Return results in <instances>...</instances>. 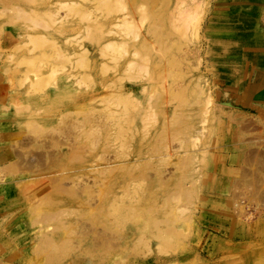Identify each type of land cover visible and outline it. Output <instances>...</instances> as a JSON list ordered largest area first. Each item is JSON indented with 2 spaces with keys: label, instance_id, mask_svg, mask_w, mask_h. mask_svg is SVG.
<instances>
[{
  "label": "rangeland",
  "instance_id": "rangeland-1",
  "mask_svg": "<svg viewBox=\"0 0 264 264\" xmlns=\"http://www.w3.org/2000/svg\"><path fill=\"white\" fill-rule=\"evenodd\" d=\"M222 3L0 0V264H264V60L216 58Z\"/></svg>",
  "mask_w": 264,
  "mask_h": 264
},
{
  "label": "crops",
  "instance_id": "crops-1",
  "mask_svg": "<svg viewBox=\"0 0 264 264\" xmlns=\"http://www.w3.org/2000/svg\"><path fill=\"white\" fill-rule=\"evenodd\" d=\"M220 10L212 14L209 29L216 32V58L219 60H248L251 57L256 60H264V0H222ZM241 5L240 10L238 6ZM232 4V5H231ZM247 49H261L258 52H247ZM238 50V52H236ZM238 54V55H236ZM242 93L248 100L262 102L264 104V78L251 75L242 81ZM262 106H255L258 112H262ZM264 112V110H263ZM253 252H257L256 249ZM253 256V254H252Z\"/></svg>",
  "mask_w": 264,
  "mask_h": 264
},
{
  "label": "bare ground",
  "instance_id": "bare-ground-1",
  "mask_svg": "<svg viewBox=\"0 0 264 264\" xmlns=\"http://www.w3.org/2000/svg\"><path fill=\"white\" fill-rule=\"evenodd\" d=\"M33 8H34V7H33ZM237 8H239V7H237ZM22 9H23V12H24V9H25V8H22ZM108 9L111 10V8H108ZM107 11H108V10H107ZM25 12H26V11H25ZM178 124H179V123H178ZM180 124H181V123H180ZM245 125H246V124H245ZM248 125H251V124H248ZM252 125H253V124H252ZM245 127H246V126H245ZM252 151H253V153H252V155H253L254 152L257 151V150H252ZM248 152H249V151H248ZM248 152H247V153H248ZM258 152H259V151H258ZM258 152H257V153H258ZM249 155H251V154L249 153ZM249 155H248V157L250 158L251 156H249ZM255 155H256V153H255ZM258 155H259V154H258ZM261 155H262V153H261ZM254 157H255V156H254ZM257 157H258V156H257ZM257 157H256V158H257ZM262 157H263V156H262ZM78 158H79V157H78ZM259 158H260V157H259ZM249 160H252V158L249 159ZM257 161H258V160H257ZM250 162H251V161H250ZM252 162H253V161H252ZM261 162H262V161H261ZM263 163H264V162H263ZM255 165H256V164H255ZM129 169H130V168H129ZM134 170H135V169H134ZM245 171L247 172V170H245ZM255 171H256V170H255ZM259 171H260V169H259ZM262 171H263V170H262ZM130 173H131V172H130ZM253 173L260 174L259 172H253ZM261 173H263V172H261ZM263 174H264V173H263ZM110 176H111V175H110ZM112 176H113V175H112ZM245 176H246V175H245ZM252 176H253V175H252ZM253 177H254V176H253ZM257 177L260 178L258 175H257ZM112 178H113V177H112ZM254 178H255V177H254ZM258 178H257V179H258ZM262 179H264V178L262 177ZM254 180H255V179H254ZM254 180H253V181H254ZM258 180L260 181L261 179H258ZM258 180H256V182H257ZM107 181H108V180H107ZM113 181H114V179H113ZM253 181H251V182H252L251 184H253ZM108 182H109V181H108ZM244 182H245V181H244ZM246 183H247V182H246ZM258 184H259V182H258ZM258 184L256 183V186L252 185V187L254 186L255 188L253 189L254 192H252V196H251V197H252V199H253V195H254V193H255V197H258V199L261 200V198H264V188H263V186L261 187V184H260L259 187H257ZM263 184H264V182H263ZM247 185H249V184H247ZM247 185H246L245 183H243V186L246 187ZM36 186H37V185H36ZM54 190H55V189H54ZM253 190H252V191H253ZM48 191H49V190H48ZM48 193H49V192H48ZM56 194H57V193H56ZM105 195H106V194H105ZM115 197H117V199H118V196H117V195H116ZM119 197H121V195H120ZM255 197H254V198H255ZM50 199H51V197H50ZM258 199L255 198L254 200H258ZM104 200H105V199H104ZM116 201L118 202V200H114V203H115ZM262 201H263V199H262ZM52 202H53V201H51V203H52ZM121 202H122V201H121ZM253 202H254V201H253ZM114 203H112V201H111V205H113V206H111V207L109 206V208H113V210H112V211H113V214H114V212H115V214H118V215H119V213L121 212V209L119 208V206L117 207V205H121L122 203H120V204L117 203V205L114 204ZM260 203H261V202H260ZM106 205H107V204H106ZM263 205H264V203H263ZM121 207H122V206H121ZM109 210H110V209H109ZM109 210H108V211H109ZM56 212H57V211H56ZM49 213H50V212H49ZM51 213H52V212H51ZM47 214H48V213H47ZM55 215H57V214H55ZM55 215H54V214H53V216H52V215H49L50 217H49L48 215H47V216H48V218L52 219L53 217L55 218ZM48 218H46V219L48 220ZM263 220H264V219H263ZM64 228H65V227H64ZM64 228H63V229H64ZM51 229H52V231L57 230L56 228H55V230H53L54 227H52ZM58 230H59V229H58ZM65 230H66V229H65ZM33 238H34V237H33ZM47 238H48V237H47ZM47 238H46V239H47ZM49 239H52V240H53L52 237L49 238ZM61 241H62V240H61ZM53 242H54V241H53ZM47 243H48V241H47ZM61 243H64V242H61ZM61 243H60V245H58V246H61V245H64V244H65V243H64V244H61ZM44 244H45V243H44ZM50 244H51V241H50ZM52 244H53V243H52ZM52 244H51V245H52ZM55 244H56V243H55ZM45 245H46V244H45ZM51 245H50V247H49L50 249H51ZM36 246H37V245H36ZM40 246H41V245H40ZM58 246L55 245V247H57V248H59V249L61 248V250H62L63 252H64V251L67 252V249H68V248H65V245H64V246H61V247H58ZM66 246H67V245H66ZM52 247H54V246H52ZM40 248H41V247H40ZM70 248H71V247H70ZM33 249H34V248H33ZM35 249H36V248H35ZM37 249H38V248H37ZM59 249H58V250H59ZM38 250H39V249H38ZM58 250H57V251H58ZM32 251H33V250H32ZM39 251H40V250H39ZM42 251L47 252V251H46V248H45L44 250H42ZM42 251H41V252H42ZM69 251H71V250H69ZM45 252H44V253H45ZM58 252H59V251H58ZM63 252H61V254H62ZM7 253H8V252H7ZM33 253H35V250H34ZM37 253H38V252H37ZM37 253H36V255H37ZM48 253H49V252H48ZM59 253H60V252H59ZM40 255H42L41 257H43V255H45V254H40ZM47 255H48V259L46 258V260H48V262H49V254H47ZM53 255H55V254H53ZM53 255H52V256H53ZM45 256H46V255H45ZM57 256H58V255H57ZM7 257H8V256H7ZM50 258H51V255H50ZM51 259H52V258H51ZM59 259H62V258H59ZM66 259H67V258H66ZM52 260H53V259H52ZM52 260H51V262H52ZM42 261H44V259H43ZM30 262H32V261H30ZM37 262H38V261H37ZM37 262H36V264H37ZM46 262H47V261H46ZM48 262H47V263H48ZM51 262H49L48 264H51ZM32 263H33V262H32ZM32 263H31V264H32ZM44 263H45V262H44ZM28 264H30V263H28ZM56 264H57V263H56Z\"/></svg>",
  "mask_w": 264,
  "mask_h": 264
}]
</instances>
